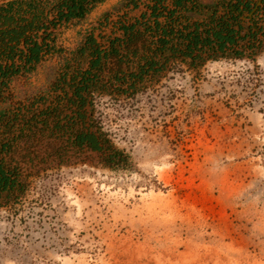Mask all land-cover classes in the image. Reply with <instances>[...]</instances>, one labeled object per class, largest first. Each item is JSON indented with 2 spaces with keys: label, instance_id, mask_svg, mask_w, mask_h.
<instances>
[{
  "label": "rangeland",
  "instance_id": "374dc122",
  "mask_svg": "<svg viewBox=\"0 0 264 264\" xmlns=\"http://www.w3.org/2000/svg\"><path fill=\"white\" fill-rule=\"evenodd\" d=\"M121 3L49 24L41 38L55 49L11 79L0 111L51 95L63 71L85 65L73 53L91 33L99 43L118 34ZM84 111L73 130H99L125 161L69 144L48 158L45 141L24 193L0 197V264H264V48L195 70L178 63L127 93L96 94ZM129 172L158 184L130 189Z\"/></svg>",
  "mask_w": 264,
  "mask_h": 264
},
{
  "label": "trees",
  "instance_id": "16d2710c",
  "mask_svg": "<svg viewBox=\"0 0 264 264\" xmlns=\"http://www.w3.org/2000/svg\"><path fill=\"white\" fill-rule=\"evenodd\" d=\"M102 1L8 0L0 4V93L13 77L33 72L44 54L55 49L41 38L49 24L83 20ZM121 6L125 12L118 16V25L111 26L118 34H110L101 43L92 33L86 36L73 53L85 65L63 71V77L51 86V95L50 90L43 91L0 111V197L6 203L16 202L27 189L23 176L35 166L29 165V159L38 156L45 141H49L48 158L66 157L69 151L62 149L69 144L99 153L107 165L125 161L123 152L99 130L92 126L73 130L96 94L127 93L145 78L164 75L178 63L195 70L210 60L252 58L264 48V0H215L207 5L194 0H124ZM64 68L71 69L67 62ZM105 74L109 75L106 81ZM50 141H58L56 150Z\"/></svg>",
  "mask_w": 264,
  "mask_h": 264
},
{
  "label": "built area",
  "instance_id": "2783aa9c",
  "mask_svg": "<svg viewBox=\"0 0 264 264\" xmlns=\"http://www.w3.org/2000/svg\"><path fill=\"white\" fill-rule=\"evenodd\" d=\"M146 176H143L140 173L137 172H129L125 174V178L129 183L130 189L138 188L140 190L149 188L153 189L155 188V185L158 184V180L156 179L153 181L151 178L152 176L148 175V178H145Z\"/></svg>",
  "mask_w": 264,
  "mask_h": 264
},
{
  "label": "crops",
  "instance_id": "0c3cea01",
  "mask_svg": "<svg viewBox=\"0 0 264 264\" xmlns=\"http://www.w3.org/2000/svg\"><path fill=\"white\" fill-rule=\"evenodd\" d=\"M118 0H104L94 6L92 11H90L89 15H91L93 12L95 14L100 13L102 11H106L109 8L113 7L114 3H116ZM124 1V0H119ZM198 4L207 5L213 3L215 0H194Z\"/></svg>",
  "mask_w": 264,
  "mask_h": 264
},
{
  "label": "water",
  "instance_id": "95a60500",
  "mask_svg": "<svg viewBox=\"0 0 264 264\" xmlns=\"http://www.w3.org/2000/svg\"><path fill=\"white\" fill-rule=\"evenodd\" d=\"M8 0H0V4H4V3H6ZM262 0H260V2H261Z\"/></svg>",
  "mask_w": 264,
  "mask_h": 264
}]
</instances>
